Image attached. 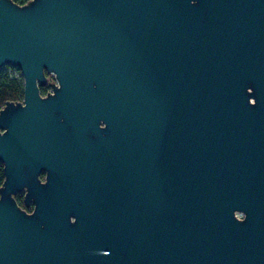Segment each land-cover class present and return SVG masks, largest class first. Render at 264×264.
I'll list each match as a JSON object with an SVG mask.
<instances>
[{
  "label": "water",
  "instance_id": "water-1",
  "mask_svg": "<svg viewBox=\"0 0 264 264\" xmlns=\"http://www.w3.org/2000/svg\"><path fill=\"white\" fill-rule=\"evenodd\" d=\"M4 66L24 101L0 111V264H264V0H0ZM105 98L121 170L96 201L47 153Z\"/></svg>",
  "mask_w": 264,
  "mask_h": 264
},
{
  "label": "flooded vegetation",
  "instance_id": "flooded-vegetation-1",
  "mask_svg": "<svg viewBox=\"0 0 264 264\" xmlns=\"http://www.w3.org/2000/svg\"><path fill=\"white\" fill-rule=\"evenodd\" d=\"M46 77V85L39 88L40 95L43 98L54 95L55 92L53 84L56 83V79L51 75H46ZM23 101L24 95L22 100L14 103ZM86 113L89 116L87 120L62 118L55 121L58 126L53 129L54 142L49 146L52 152H48L47 155L50 156L49 163H52L53 152H58L67 147L69 151L67 161L70 172L80 174L86 180V176H88L92 186L91 199L101 201L102 198L105 199L111 195L113 187L117 191V174L121 170V155H119L118 149L122 137V120L118 117L117 99H115L114 119L111 118L109 98H105L104 101L100 102L94 100ZM44 131L40 130L41 135ZM60 140L66 141V144L60 143ZM0 165L4 176V165L2 162H0ZM51 171H54V169L48 167L41 169L39 174L41 184L48 181V174ZM112 174L115 175V178ZM75 181L80 183L79 177H75L72 183ZM26 196L27 189L24 188L15 195V199L22 200L27 207ZM37 204L34 200H31L27 208H34Z\"/></svg>",
  "mask_w": 264,
  "mask_h": 264
},
{
  "label": "trees",
  "instance_id": "trees-1",
  "mask_svg": "<svg viewBox=\"0 0 264 264\" xmlns=\"http://www.w3.org/2000/svg\"><path fill=\"white\" fill-rule=\"evenodd\" d=\"M13 1L19 5H25L30 0ZM15 73V69L10 66H5L0 70V111L8 102H18L23 99L24 81L22 77H17ZM3 181L4 176L2 166L0 165V188L2 187ZM16 201L24 210L28 212L32 211L33 208H27L22 200L16 199Z\"/></svg>",
  "mask_w": 264,
  "mask_h": 264
},
{
  "label": "rangeland",
  "instance_id": "rangeland-1",
  "mask_svg": "<svg viewBox=\"0 0 264 264\" xmlns=\"http://www.w3.org/2000/svg\"><path fill=\"white\" fill-rule=\"evenodd\" d=\"M4 67H5V66H4ZM4 67H3V68H4ZM10 67H12V68L15 69V72H16L15 74H16L17 77H22V79H23V76H22L21 72H19L18 69H17L16 67H13V66H10ZM23 81H24V79H23Z\"/></svg>",
  "mask_w": 264,
  "mask_h": 264
}]
</instances>
